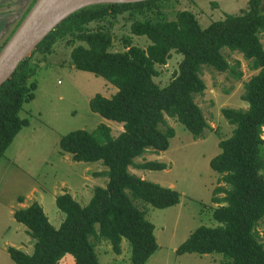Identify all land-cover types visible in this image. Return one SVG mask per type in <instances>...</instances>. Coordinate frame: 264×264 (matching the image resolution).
Instances as JSON below:
<instances>
[{
  "label": "trees",
  "instance_id": "obj_1",
  "mask_svg": "<svg viewBox=\"0 0 264 264\" xmlns=\"http://www.w3.org/2000/svg\"><path fill=\"white\" fill-rule=\"evenodd\" d=\"M161 1L103 3L78 10L51 31L0 86V160L16 135L28 126L19 112L35 98L37 84L31 79L41 60L36 56L50 54L61 40L69 45L76 70L92 73L117 88L110 98L94 95L88 102L91 112L122 124L117 136L101 124L92 132L75 130L59 139L60 152L70 154L73 161L100 162L107 167L103 173L107 183L93 189L85 206L68 193L58 195L55 205L65 215L58 228L50 224L37 202L15 210L13 219L25 226L34 240L31 254L15 247L6 249L15 264H59L67 254L74 264H100L92 239L107 241L115 255L121 254L125 239L130 246V264L148 261L158 248L154 225L133 201L166 209L179 204L180 194L130 173L129 168H167L157 161H134L147 151L159 153L169 148L175 131L167 125L166 116L175 119L194 139L202 137L209 126L194 101V96L205 91L202 68L229 73L236 80L242 78L239 61L230 64L223 49L241 54L248 61L249 70L258 72L243 85L241 99L247 108L221 109L233 129L228 138L218 143L220 152L209 161L210 169L226 186L213 191L212 201L218 206L212 218L218 226H199L175 253L220 254L224 264H264V246L256 235L257 225L264 217V47L259 37L264 31V0H247L245 10L225 14L206 28H201L189 11L177 12L170 21L134 18L158 8ZM124 13L131 16L130 34L149 40L146 48L110 50L112 21ZM102 22L107 24L100 26ZM172 52L182 58L170 82L160 87L154 82L157 67L164 66ZM220 193L224 196L217 197Z\"/></svg>",
  "mask_w": 264,
  "mask_h": 264
},
{
  "label": "rangeland",
  "instance_id": "obj_2",
  "mask_svg": "<svg viewBox=\"0 0 264 264\" xmlns=\"http://www.w3.org/2000/svg\"><path fill=\"white\" fill-rule=\"evenodd\" d=\"M33 1L0 0L3 3L14 2L10 6L2 7L7 10L1 12L0 20H5L8 13L14 14L24 5L30 6ZM19 3L22 7L16 8ZM158 3V8L143 15H134V18L152 22L170 21L175 19L177 12L189 11L194 14L200 27L206 28L211 22L223 19L225 14H238L247 7V0H163ZM25 10L27 8L19 10L20 14L17 13L15 18L16 23L20 21ZM112 23V52L124 51L128 46L146 48L149 44L146 37L130 34L131 16L128 13L119 15ZM105 24L107 23L102 22L100 26ZM91 26L97 27L95 24ZM3 31L0 47L12 32L11 30L6 35L5 28L1 26L0 33ZM259 37L264 47V31ZM222 54L232 65L239 61L242 78L236 80L229 73H220L210 67L202 68L201 78L205 91L194 96V101L201 108L209 126L202 137L194 139L175 119L166 116L167 125L175 131L169 148L159 153L147 151L134 161L135 164L157 161L164 163L167 168L163 171L129 168L130 173L163 187L173 188L180 194L179 204L166 209H156L138 200L133 201L134 205L146 213V219L154 225L158 248L145 264H224L220 254L199 256L175 253L177 247L199 226H218L212 218V212L218 206L212 201V196L215 189L226 186L220 176L210 169L209 161L220 152L218 143L228 138L233 129L223 118L221 109H246L247 104L241 99L243 85L258 72L249 70L248 61L241 54L230 52L228 49H223ZM36 58L41 60L31 79L37 84L35 98L25 103L19 112V117L26 119L28 126L16 135L0 160L2 264H15L6 250L2 252L1 248L5 242L21 240L25 247L31 245L27 249L28 252L33 251L34 240L26 233V227L17 223L10 213V208L15 207L14 200L20 198L19 196L30 204L38 201L50 224L58 228L65 218L64 213L55 205L58 195L68 193L78 204L85 206L92 197L93 189L105 187L107 183V177L103 174L107 167L100 162L73 161L70 154L60 152L59 139L75 130L92 132L101 124L111 129L112 136H117L122 131V124L91 112L88 105L94 95L100 94L110 98L117 88L92 73L76 70L72 66L70 47L66 40L56 43L50 54L42 58L38 55ZM181 58V55L172 52L167 63L157 67L158 75L154 77V82L160 87L167 85L173 78ZM261 131V137L264 138V127ZM262 174L264 176V169ZM216 196L223 197L224 194ZM256 235L264 246V217L257 225ZM92 241L95 243L100 264H130V246L125 239L121 242L120 255L112 252L107 241ZM15 245L19 246L18 243ZM60 264L70 262L67 263L64 259Z\"/></svg>",
  "mask_w": 264,
  "mask_h": 264
},
{
  "label": "water",
  "instance_id": "obj_3",
  "mask_svg": "<svg viewBox=\"0 0 264 264\" xmlns=\"http://www.w3.org/2000/svg\"><path fill=\"white\" fill-rule=\"evenodd\" d=\"M142 1L146 0H36L0 49V86L51 31L78 10L95 4ZM20 3L16 8L22 7Z\"/></svg>",
  "mask_w": 264,
  "mask_h": 264
},
{
  "label": "crops",
  "instance_id": "obj_4",
  "mask_svg": "<svg viewBox=\"0 0 264 264\" xmlns=\"http://www.w3.org/2000/svg\"><path fill=\"white\" fill-rule=\"evenodd\" d=\"M1 3V2H0ZM27 7H29V6H26V5H24L23 6V8H27ZM22 8V9H23ZM22 9H19L20 11L22 10ZM28 9V8H27ZM26 12V11H25ZM8 21V22H7ZM16 21H15V19H14V21H13V19H7V20H5V24H4V26H3V28H5V34L7 35L8 33H10L11 32V30H12V32H13V30L15 29V27L17 26V24H18V22L16 23ZM15 24V25H14ZM10 26V27H9ZM13 26V27H12ZM9 30V31H8ZM11 32V33H12ZM3 36H4V31H3V35L0 37L1 39H3ZM35 190V189H34ZM36 191V190H35ZM37 192V191H36ZM21 199H22V202H19V199L20 198H17L16 200H14V202H15V207H11L10 209H11V215L13 214V212L16 210V209H20V208H26V207H28L29 205H30V202L29 203H27V201L25 200V199H23L21 196H19ZM35 202H36V200H35ZM37 203H38V201H37ZM32 204V203H31ZM39 204V203H38ZM40 206H41V204H39ZM14 209V210H13ZM27 236V235H26ZM21 240H16V241H10L9 243L8 242H5V244L2 246V252H4L8 247H15V248H19L21 251H23V252H25L26 254H31L30 253V251L28 252L27 251V249H28V247H30L31 245L29 244V245H27V247H25L24 245H22L21 244ZM27 242H29V241H27ZM16 243H18L19 244V246H16L15 244ZM31 243V242H30ZM32 249V248H31ZM30 249V250H31ZM203 256V255H202ZM70 258H71V260L74 262V260H73V258H72V256L71 255H65L61 260H60V262H59V264L61 263V261L62 260H66V262L67 263H69L70 262V264H73V262H71V260H70ZM0 264H2V263H0ZM5 264H7V263H5Z\"/></svg>",
  "mask_w": 264,
  "mask_h": 264
},
{
  "label": "flooded vegetation",
  "instance_id": "obj_5",
  "mask_svg": "<svg viewBox=\"0 0 264 264\" xmlns=\"http://www.w3.org/2000/svg\"><path fill=\"white\" fill-rule=\"evenodd\" d=\"M18 2H20V1H18ZM22 3V2H21ZM12 4H14V2H5V3H3V2H1L0 3V8H2L3 6H10V5H12ZM29 6V5H28ZM27 8H29V7H27ZM25 11H27V10H25ZM24 11V13H23V16H24V14L26 13ZM17 13H19L20 14V12H19V10L17 11V12H15L14 14H11V13H8V16L6 17V19L7 18H9V19H13V21H14V19L16 18V16H17ZM2 13L0 12V15H1ZM23 16H21V17H23ZM20 17V18H21ZM5 19V20H6ZM5 20H0V28H1V26H2V28H3V26H4V24H5ZM8 22V21H7ZM3 34V33H2ZM2 34L0 33V37L2 36ZM1 39V38H0ZM4 42V41H3Z\"/></svg>",
  "mask_w": 264,
  "mask_h": 264
}]
</instances>
